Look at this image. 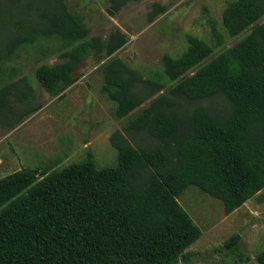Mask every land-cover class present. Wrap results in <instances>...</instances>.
Masks as SVG:
<instances>
[{
	"label": "trees",
	"instance_id": "trees-1",
	"mask_svg": "<svg viewBox=\"0 0 264 264\" xmlns=\"http://www.w3.org/2000/svg\"><path fill=\"white\" fill-rule=\"evenodd\" d=\"M128 0H108L112 15ZM164 6L152 3L148 18ZM264 0H226L223 31L242 37L203 62L210 41L186 35L176 57L161 56L173 81L143 78L115 51L125 43L117 29L106 38L89 35L64 0H0V126L12 129L35 110L30 79L4 63L36 46L61 61L39 64L33 75L49 94L72 81L80 61L101 64L99 91L122 118L148 103L108 136L115 165L96 167L89 153L59 169H17L0 176V264H179L200 234L177 201L189 185L218 199L224 213L264 186ZM49 43L42 46L40 43ZM231 234L222 242L230 249ZM264 264V248L254 255Z\"/></svg>",
	"mask_w": 264,
	"mask_h": 264
},
{
	"label": "rangeland",
	"instance_id": "rangeland-1",
	"mask_svg": "<svg viewBox=\"0 0 264 264\" xmlns=\"http://www.w3.org/2000/svg\"><path fill=\"white\" fill-rule=\"evenodd\" d=\"M152 3L164 6L162 12L148 18ZM226 0H128L112 15L108 0H64L68 12L87 29L89 35L106 38L119 30L125 43L113 56L122 59L138 75L161 83L150 97L166 93L173 81L162 72L161 56H178L186 47V35L210 41V25L221 34V42L193 68L207 61L242 37L249 28L234 36L224 33L220 13ZM264 21L262 15L258 22ZM46 46L49 43H40ZM107 57L87 54L75 68L71 83L58 94H49L35 79L37 65H51L62 58L57 52L40 54L36 46L21 50L4 65L16 75H25L33 88L35 110L12 129L0 126V176L17 169L46 171L81 161L89 153L96 167L115 165V151L108 142L110 133L147 105L149 98L122 118L112 115V103L99 91L100 67ZM200 234L185 251L186 263L179 264H257L254 255L264 248V186L253 196L224 213L220 201L198 187L189 185L177 196ZM237 234L234 246L222 242Z\"/></svg>",
	"mask_w": 264,
	"mask_h": 264
}]
</instances>
